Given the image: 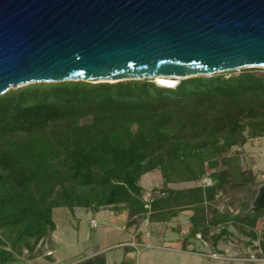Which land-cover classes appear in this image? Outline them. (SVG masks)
Here are the masks:
<instances>
[{
  "label": "trees",
  "instance_id": "trees-1",
  "mask_svg": "<svg viewBox=\"0 0 264 264\" xmlns=\"http://www.w3.org/2000/svg\"><path fill=\"white\" fill-rule=\"evenodd\" d=\"M263 137L264 72L256 67L175 86L144 79L10 89L0 95V264L39 256L62 207L124 210L127 229L170 223L188 210L183 250L200 235L221 253L232 224L247 245L259 240L264 257V209L252 208L260 186L240 159ZM156 170L163 186L146 200L140 180ZM183 183L191 185L171 186ZM230 195L233 206L219 209ZM73 264H107V256Z\"/></svg>",
  "mask_w": 264,
  "mask_h": 264
},
{
  "label": "water",
  "instance_id": "water-1",
  "mask_svg": "<svg viewBox=\"0 0 264 264\" xmlns=\"http://www.w3.org/2000/svg\"><path fill=\"white\" fill-rule=\"evenodd\" d=\"M252 67L264 68V0H0V95Z\"/></svg>",
  "mask_w": 264,
  "mask_h": 264
},
{
  "label": "rangeland",
  "instance_id": "rangeland-1",
  "mask_svg": "<svg viewBox=\"0 0 264 264\" xmlns=\"http://www.w3.org/2000/svg\"><path fill=\"white\" fill-rule=\"evenodd\" d=\"M240 71L241 69L231 72ZM261 71L264 72V68H261ZM151 80L160 84L156 78ZM179 80L176 79V82ZM25 85L28 84H21L19 87ZM234 152L232 150L230 154ZM240 159L243 169L251 168L256 173L257 188L264 185V137L250 140L242 148ZM210 180L205 179V183H210ZM140 184L144 188V198L149 200L156 189L163 186V178L156 170L143 175ZM188 185L191 184L171 186L181 188ZM235 200L234 195L223 197L219 200L218 207H232ZM191 214L192 211H184L179 217L163 225L151 224L144 220L139 227L127 229L124 210L105 208L93 211L75 208L71 211L65 207L55 208L57 230L41 246V254L34 259L17 257L13 264H73L99 253L106 254L107 264H121L127 252L131 253L128 255H131L133 264H137V261L139 264H264V260L259 259V240H254V246L247 245L249 238L238 232L232 224L229 225V230L233 237L220 241L218 247L222 254L217 258L207 256L208 253L212 254L213 250L199 236L191 239L187 250H183L182 242L184 236L189 233ZM92 220L96 221V226ZM262 222L263 220L260 225ZM246 253L249 255H245Z\"/></svg>",
  "mask_w": 264,
  "mask_h": 264
},
{
  "label": "bare ground",
  "instance_id": "bare-ground-1",
  "mask_svg": "<svg viewBox=\"0 0 264 264\" xmlns=\"http://www.w3.org/2000/svg\"><path fill=\"white\" fill-rule=\"evenodd\" d=\"M159 83L164 86H175L177 84L175 78H170V77H157ZM157 81V82H158Z\"/></svg>",
  "mask_w": 264,
  "mask_h": 264
},
{
  "label": "built area",
  "instance_id": "built-area-1",
  "mask_svg": "<svg viewBox=\"0 0 264 264\" xmlns=\"http://www.w3.org/2000/svg\"><path fill=\"white\" fill-rule=\"evenodd\" d=\"M210 183H211V180H210ZM210 183H208V184H210ZM92 222L96 226V224H97L96 221L95 220H92ZM199 237H200V235H199ZM141 246H144V245H141ZM220 254H222V253L214 252L212 254L211 253H208L207 256L210 257V258H217V256L220 255ZM248 259H250V257H248ZM259 259H261V260L263 259L264 260V257H260ZM250 261H252V260H250Z\"/></svg>",
  "mask_w": 264,
  "mask_h": 264
},
{
  "label": "crops",
  "instance_id": "crops-1",
  "mask_svg": "<svg viewBox=\"0 0 264 264\" xmlns=\"http://www.w3.org/2000/svg\"><path fill=\"white\" fill-rule=\"evenodd\" d=\"M131 240V239H130ZM143 241V240H142ZM142 241H139V242H142ZM127 243V242H126ZM128 254H131V253H129V252H127L126 254H125V256H124V258L126 259V260H130L131 262H132V257H131V255H128ZM137 264H139L138 263V261L136 262Z\"/></svg>",
  "mask_w": 264,
  "mask_h": 264
}]
</instances>
